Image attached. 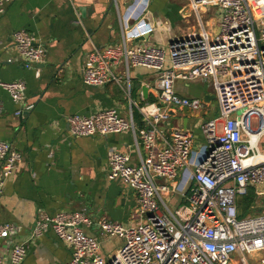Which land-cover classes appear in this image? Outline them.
Wrapping results in <instances>:
<instances>
[{
    "label": "built area",
    "instance_id": "2783aa9c",
    "mask_svg": "<svg viewBox=\"0 0 264 264\" xmlns=\"http://www.w3.org/2000/svg\"><path fill=\"white\" fill-rule=\"evenodd\" d=\"M8 1L0 0V17ZM188 3L196 12L201 7L218 8L214 35L202 29L166 50L129 47L122 30L119 42L94 47L85 55L80 68L85 85L119 82L114 75L118 65H123L127 76L130 66H142L157 73V100L132 103L142 126L135 124L133 108L127 118L115 107L66 116L73 137L133 134L138 163L130 164L127 153L111 149L105 175L109 180L121 179L136 192L142 220L124 225L102 217L93 220L85 209L40 211L29 240L52 230L71 249L64 264H264V202L261 210L255 209L259 212L243 217L238 216L237 206L249 188L256 197L264 196V152L259 149L264 137V4L261 0ZM12 40L24 66L44 60L45 50L33 33L20 28L12 33ZM204 79L213 82L218 116L210 117L207 104L199 98L181 97L174 89L176 80ZM0 86L19 106L16 116L33 109L34 104L24 99L25 81L0 82ZM170 106H187L203 118L199 129L205 149L195 163L192 131L159 126L167 121ZM20 160L13 144L0 140V195L5 178ZM180 168L191 173L182 189L175 181ZM172 193L183 199L174 209L164 199ZM89 226L101 236L121 239L122 245L104 257L100 240L84 231ZM18 232L16 223L0 222V264H22L27 249L26 242L14 240Z\"/></svg>",
    "mask_w": 264,
    "mask_h": 264
},
{
    "label": "crops",
    "instance_id": "0c3cea01",
    "mask_svg": "<svg viewBox=\"0 0 264 264\" xmlns=\"http://www.w3.org/2000/svg\"><path fill=\"white\" fill-rule=\"evenodd\" d=\"M219 20L217 7H201L196 12L188 0H11L4 4L0 17V82L25 81L24 99L34 104L33 109L16 116L19 106L0 86V140L12 143L21 154L16 169L4 180L0 222H13L19 227L14 240L26 242L27 249L22 264H64L70 258L71 249L52 230L29 240L40 211L53 214L85 209L93 220L102 217L124 225L142 220L136 192L121 179L109 180L105 175L111 149L127 153L130 164L138 163L133 134L124 131L73 137L66 116L90 115L115 107L127 118L129 110L136 109L131 107L133 102L157 100L153 91L146 96L140 92L144 85L156 89L157 73L130 66L127 76L123 65H118L114 75L119 82L88 86L80 74L85 55L94 47L119 42L122 30L129 47L159 46L167 50L172 43L196 36L202 29L214 35ZM20 28L33 33L44 48L41 63L24 66L12 40V33ZM138 37L142 39L135 40ZM174 89L189 99L208 93H200L198 80H176ZM168 111L162 129L183 127L184 123L190 128L191 160L195 163L205 143L199 129L200 113L183 112L179 106H170ZM182 171L181 181L175 180L178 189L191 174L189 169ZM173 197L174 205L183 203L178 193ZM84 231L100 240V253L106 258L122 245L121 239L101 236L94 226L84 227Z\"/></svg>",
    "mask_w": 264,
    "mask_h": 264
},
{
    "label": "rangeland",
    "instance_id": "374dc122",
    "mask_svg": "<svg viewBox=\"0 0 264 264\" xmlns=\"http://www.w3.org/2000/svg\"><path fill=\"white\" fill-rule=\"evenodd\" d=\"M198 82H199V87H200V93L204 92L205 90L208 93H214L215 92L214 85H213V82H212L211 79L198 80ZM205 94H207V93H205ZM207 109L209 111V116L210 117L218 116L219 113H218V111L216 109V101L215 100H213V101H211L209 103V106L207 107ZM159 126L162 127V124H160ZM204 149H205V147L203 148V150ZM259 149L261 150V152H264V137H263L262 141L259 144ZM182 170L183 169H181V168L179 169L178 175L175 178L176 180H180L181 181V179H182V172H183ZM253 193H254V199H253L251 205H249V206H252L253 205V208L250 207L249 208L250 210H249V212L246 215H252V214H254L256 212H259L262 209V206H263V204H261V203L264 202V196H257L256 197L255 192H253ZM241 198L242 197H239V199H241ZM164 199H165L167 205L171 209H174L175 207L181 205L180 202H179V204L174 205L175 200H174L173 194H170L169 196H165ZM259 207H261L260 210L259 211H256L255 209L256 208H259ZM162 208H163V206H162Z\"/></svg>",
    "mask_w": 264,
    "mask_h": 264
},
{
    "label": "trees",
    "instance_id": "16d2710c",
    "mask_svg": "<svg viewBox=\"0 0 264 264\" xmlns=\"http://www.w3.org/2000/svg\"><path fill=\"white\" fill-rule=\"evenodd\" d=\"M150 102L155 101L154 99H150ZM133 118L136 122L139 123V126H142L143 123L141 121V115L140 113L137 111V109H135L133 111ZM254 199V193H253V189L249 188L247 191V194L245 196H243L241 199L238 200L237 206H238V216L239 217H243L245 216L248 212H249V205H251L252 201Z\"/></svg>",
    "mask_w": 264,
    "mask_h": 264
},
{
    "label": "water",
    "instance_id": "95a60500",
    "mask_svg": "<svg viewBox=\"0 0 264 264\" xmlns=\"http://www.w3.org/2000/svg\"><path fill=\"white\" fill-rule=\"evenodd\" d=\"M142 39V37H138L137 39H135V40H141ZM155 92L156 94H157V90L156 89H148L145 85L144 86H141V89H140V92H142V94L144 95V96H146V93L147 92ZM213 100H215V95L213 94V93H207V94H204L202 97H200V101L201 102H204V103H206L207 105H209V103L211 102V101H213ZM179 110L180 111H191V109L189 108V107H187V106H179ZM168 113H169V111H167ZM202 117H200L199 118V125H200V123L202 122ZM191 127V126H190ZM183 128H186V124L184 123V125H183ZM188 129H190V128H188Z\"/></svg>",
    "mask_w": 264,
    "mask_h": 264
}]
</instances>
